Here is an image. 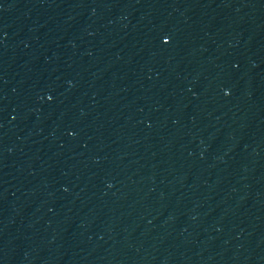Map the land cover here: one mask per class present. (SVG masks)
<instances>
[{
  "label": "water",
  "instance_id": "1",
  "mask_svg": "<svg viewBox=\"0 0 264 264\" xmlns=\"http://www.w3.org/2000/svg\"><path fill=\"white\" fill-rule=\"evenodd\" d=\"M7 264H264V0H82Z\"/></svg>",
  "mask_w": 264,
  "mask_h": 264
}]
</instances>
